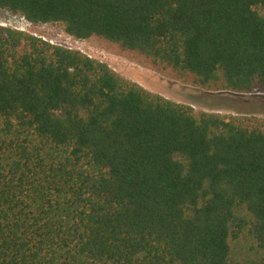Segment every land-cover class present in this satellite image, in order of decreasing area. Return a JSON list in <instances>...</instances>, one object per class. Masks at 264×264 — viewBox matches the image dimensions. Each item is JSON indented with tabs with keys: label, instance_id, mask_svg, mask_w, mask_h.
<instances>
[{
	"label": "trees",
	"instance_id": "16d2710c",
	"mask_svg": "<svg viewBox=\"0 0 264 264\" xmlns=\"http://www.w3.org/2000/svg\"><path fill=\"white\" fill-rule=\"evenodd\" d=\"M259 7L0 0L232 92H264ZM0 264H264V120L196 112L0 25Z\"/></svg>",
	"mask_w": 264,
	"mask_h": 264
},
{
	"label": "rangeland",
	"instance_id": "374dc122",
	"mask_svg": "<svg viewBox=\"0 0 264 264\" xmlns=\"http://www.w3.org/2000/svg\"><path fill=\"white\" fill-rule=\"evenodd\" d=\"M258 10L264 14V8ZM0 25L29 32L52 44L77 49L107 63L124 78L172 101L193 106L196 112L209 111L224 116L255 117L264 120V92L215 91L197 86L174 75L170 70L157 69L135 53L117 45L89 37L77 39L62 24L27 21L23 16L0 9Z\"/></svg>",
	"mask_w": 264,
	"mask_h": 264
}]
</instances>
